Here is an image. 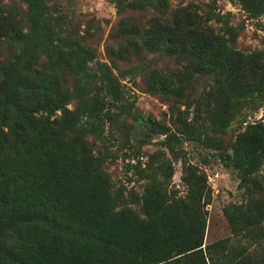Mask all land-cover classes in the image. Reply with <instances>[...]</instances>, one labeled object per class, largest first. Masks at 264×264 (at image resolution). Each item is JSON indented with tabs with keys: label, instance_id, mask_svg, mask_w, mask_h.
I'll list each match as a JSON object with an SVG mask.
<instances>
[{
	"label": "trees",
	"instance_id": "16d2710c",
	"mask_svg": "<svg viewBox=\"0 0 264 264\" xmlns=\"http://www.w3.org/2000/svg\"><path fill=\"white\" fill-rule=\"evenodd\" d=\"M19 1L25 5L20 12L0 11V41L3 38L23 48L31 45L42 57L35 60L37 52L29 56L17 52L0 64V264H264V247L251 248L261 240L256 229L264 209L257 201L225 206L232 236L204 244V207L211 201L212 190L206 175L185 161V196L175 198L167 189L171 168L163 163L165 181L148 184L141 202L136 200L139 197L132 198L137 207L126 205L122 191L112 189L99 155H91L80 136L87 124L99 119L101 106L129 102L118 79L106 62L97 61L95 70L88 71L96 52L74 32L57 30L44 0ZM111 2L121 15L122 37L127 36V45H133L128 33L137 27L133 16L137 1ZM238 2L254 17L264 13V0ZM205 21L185 7L178 8L168 19H150L148 27L138 31L141 46L132 48L158 52L172 46L189 52L183 76L188 80L195 72L212 74L219 98L240 85L244 87L240 94L263 92L264 52L242 54L231 49L222 36L205 30ZM64 70L76 76L72 84L65 83ZM246 75L250 78L245 85ZM10 76L14 79L9 80ZM93 87L98 90L92 91ZM74 98L82 106L70 111L65 106ZM97 102L103 104L99 107ZM57 109L64 110L59 124L46 117ZM214 111L209 108L211 123L221 129L230 117ZM135 118L150 136L156 122L140 114ZM82 122L85 126L76 129ZM191 131L189 125L177 126V133ZM179 140L176 133L164 139L174 161L180 158ZM212 156L235 170L247 192L261 189L257 174L264 164L263 122L248 123L230 151ZM54 198L64 206H55L53 214L59 215L62 225L66 223L70 235L48 229L52 203L59 205ZM118 205L122 207L116 210ZM30 221L34 229L22 232L21 227ZM10 224L21 238V251L17 238L10 243L1 240Z\"/></svg>",
	"mask_w": 264,
	"mask_h": 264
},
{
	"label": "rangeland",
	"instance_id": "374dc122",
	"mask_svg": "<svg viewBox=\"0 0 264 264\" xmlns=\"http://www.w3.org/2000/svg\"><path fill=\"white\" fill-rule=\"evenodd\" d=\"M136 1L133 16L137 18V27L130 28L131 32L128 33L135 43L127 45V36L123 38L120 32V28L124 26L120 25L121 15L117 13L111 0H44L56 29L66 28L67 31L74 32L83 44L96 52V59L89 62L88 71L95 70L97 61L108 63L129 101L103 106V102H97L101 106L98 111L100 117L81 131V141L89 148L91 155H99L103 169L112 180V189L122 191L126 205L130 208L137 207L136 203L131 202L132 198L135 200L139 197L136 200L142 201L141 196L148 184L165 181L161 164L165 163L171 168L166 187L175 194V198L185 196L187 192V185L182 177V162L195 166L206 175L207 184L212 190L211 201L204 207L207 210L204 244L231 237L223 209L232 203L246 206L251 200L257 201L262 210L264 209V164L260 166L257 174L262 188L249 193L245 187L239 185L235 170L223 166L212 153L230 151L237 134L248 123L262 121L264 124V91H254L249 93L251 95L240 94L244 87L233 86L234 88L219 98L217 83L212 74L195 72L188 80L183 76L184 66L190 57L189 52L187 54L176 49L177 52L172 46L165 49L166 51L158 52L144 48L137 51L132 47L141 46L138 31L146 29L150 19H168L174 10L185 7L192 14L206 20L203 23L205 30H211L215 36H222L231 49L242 54L264 52V13L254 17L238 0ZM23 9L25 5L19 0H2L0 3L3 14L17 13ZM207 33L211 35L210 32ZM17 52L29 56L28 54L32 55L37 50L31 45L23 48L22 45L9 43L2 38L0 64ZM41 57L39 52L33 59L39 60ZM1 68L6 67L3 65ZM63 72L65 83L72 84L71 80L76 76L66 70ZM1 75L5 76L4 71ZM7 78L8 75L5 79ZM249 78V75L242 78L245 85ZM13 79L9 77V80ZM95 90H98L97 87H93L92 91ZM128 103L130 109L126 108ZM78 105L79 102L74 98L65 107L71 111ZM211 107H214V113H225L230 117L221 129L215 128L211 123ZM63 114V109L55 110L50 116L44 113L48 119L58 124ZM138 114L144 119L151 118L156 122L155 130L150 136L146 135L145 126L136 120L135 116ZM185 120L186 123H180ZM83 124L84 122L76 125V129ZM178 125H189L192 131L177 133ZM69 133L72 131L69 130ZM169 133L180 135L176 146L180 158L175 161L164 145V139ZM56 201L59 205H54L55 201L52 203L49 211L52 224L48 229L58 235H70L72 233L66 223L62 225L59 215L53 214L55 206H64L59 198ZM120 207L122 206L118 205L116 210ZM262 216L263 219L256 229L261 240L259 244L251 245L253 250L264 247V214ZM27 218L29 219L24 217ZM33 229L30 221L20 230L30 232ZM17 232L14 225L10 224L1 234V240L10 243L17 238L19 241L21 238L17 236ZM16 247L21 251V241Z\"/></svg>",
	"mask_w": 264,
	"mask_h": 264
}]
</instances>
